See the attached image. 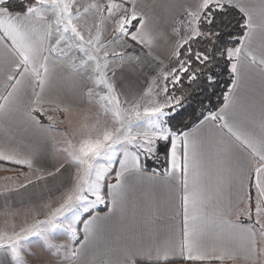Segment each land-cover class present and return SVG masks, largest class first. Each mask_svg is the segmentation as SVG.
<instances>
[{"label": "snow or ice", "instance_id": "6c2138e0", "mask_svg": "<svg viewBox=\"0 0 264 264\" xmlns=\"http://www.w3.org/2000/svg\"><path fill=\"white\" fill-rule=\"evenodd\" d=\"M179 8V19L169 32L158 29L140 0H19L18 8L0 0V121L17 113L23 127L38 133L35 144L0 143V163L28 170L17 173L23 180L3 194L35 204L43 197L29 189L47 187V180L68 174L57 186V191L64 189L57 206L43 205L48 209L43 218L37 212L19 231L0 230V249L8 255V264H29L25 254L32 253L25 245L33 239L48 251L67 249L66 257L75 259L102 232L114 245L102 264H168L177 255L226 264L238 251L255 264L264 254L256 238L258 226L264 239V112L257 134L255 115L242 95L250 74L264 79V0H189ZM161 45L166 46L168 64L154 54ZM221 62L230 84L220 107L201 112L196 127H177L172 121L185 107L186 95L176 92L184 78L189 85L203 78L206 86H213ZM145 67L154 74L145 75ZM61 71L75 73L73 83L82 84L95 110H90L91 122L86 116L79 128L60 132L63 140H58L53 133L63 121L46 113L67 112L71 105L61 108L46 99V92ZM141 75L146 83L132 87L131 81ZM45 103L53 107L45 108ZM209 143L223 158L218 163L234 165L228 171L235 172L244 193L238 203L251 199L246 184L255 188L254 225H240V212L235 222L229 218L238 206L231 200H217L211 216L206 212L211 197L205 185L204 150ZM56 144L63 145L58 150L65 156L58 167L47 158ZM162 151L168 166L148 175L145 161L159 159ZM145 176L168 184L175 193L176 215L181 218L178 238L173 232L161 239L151 230L121 235L100 223L104 217L98 207L111 205L106 216L123 213L129 180ZM221 187L218 183L216 191ZM242 212L251 218L252 207L245 205ZM214 229L222 241L241 233L239 245H207L205 237ZM58 234L78 246L53 243Z\"/></svg>", "mask_w": 264, "mask_h": 264}, {"label": "crops", "instance_id": "0c3cea01", "mask_svg": "<svg viewBox=\"0 0 264 264\" xmlns=\"http://www.w3.org/2000/svg\"><path fill=\"white\" fill-rule=\"evenodd\" d=\"M80 2L83 3L84 0ZM187 2H189V0H140L141 6L153 17L158 29L169 32L173 24L179 19V6ZM253 2H258V0H253ZM109 35L110 30L105 32V37ZM154 54L159 55L165 64L169 63L167 58L168 52L166 51L165 45H161V47L157 48ZM151 74H153V71H151ZM74 78L75 73L61 71L56 75L46 92V99L56 101L61 108L71 105V109L67 112L49 111L46 113V115L53 116L57 121H63V123L58 124L56 131L53 133L58 140H63V137L59 135L60 132L64 130L71 132L79 128L85 121L86 116L88 117L91 115L90 110L94 112L92 107L95 105V102H88L87 97L84 95L85 89L82 84H74ZM143 80L144 79L141 81L140 79H133L131 81V86L139 87L141 86V82L145 84ZM126 86L129 85L126 84ZM242 95L250 102L251 109L255 115L254 128L256 133L259 134V117L261 113L264 112V79H262L258 73L250 74L242 89ZM25 100H27V97H25ZM74 100L75 103H73ZM44 107L52 108L53 104L45 103ZM19 120V115L13 113L9 116L7 121H0V143H3L5 140L24 141L30 144H35L37 142L38 133H36L34 129L23 127L19 123ZM44 122L47 123L46 116ZM198 125L199 122L191 127H196ZM61 147H63L62 144H56L49 148L47 158L50 165L58 167L60 163L65 161V156L58 150ZM204 151L205 185L211 197L205 204L206 212L211 216L217 205V200L221 203H227L231 200L234 205L238 206L233 209L229 218L235 222L237 220V212H240L241 214L238 220L240 225H254L256 220L255 188L252 187L249 189L246 184L245 191L249 192L251 199H245L242 204L238 203L239 196H242L244 193L240 190V186L235 178V172L229 173L228 171L229 167L231 166L234 168V165H229L226 161L218 163V161H222L223 158L217 155L215 146L211 143L206 144ZM116 167H119V165L117 164ZM49 170H52L51 167ZM19 172L27 173L28 170L12 164L0 163V230H7L9 232L19 231L25 224L33 222L37 212L39 213V218H43L48 211L43 205L51 203L52 206H57L58 197L64 190L61 188L60 191H57V186L60 184L61 180L65 179L68 175L67 172H65L63 177H58L55 180H47L45 182L47 187L41 184L29 189L31 192H36L37 195H42L43 199L35 204H24L21 203L20 197L17 195L6 196L3 194L6 188L15 187L17 183L23 180L22 176L17 177V173ZM147 172L148 175H150L152 171L147 170ZM111 182L114 183V179H112ZM107 183L108 181L105 182V184ZM218 183L222 185L219 192L216 191ZM48 189H51V192H49ZM106 191L107 188L105 187V192ZM245 205L252 207L251 218L242 212ZM110 206V204L100 205L97 212L101 217H104L100 223L113 233L132 235L140 231L151 230L158 234L161 239L173 232L176 233L178 238L181 219L176 215L178 200L172 188L158 179H149L147 176L130 179L127 202L123 213L117 212L116 215L108 214L106 216L105 214L108 213V207ZM102 207H105V209L102 210ZM84 218H87V216L85 215ZM261 223H264V219L261 220ZM80 227L82 229L83 225L81 224ZM256 230L257 246L258 248L264 247V239H261L259 236L258 226ZM217 232L218 229H214L205 237V243L207 245H218L222 242H226L233 247L239 245L241 233L237 232L235 238L231 241H222L217 238ZM79 239H83L82 234ZM53 243L68 244L69 248L78 246L77 244L71 243L64 234H58L54 238ZM113 246L111 239L102 232L90 239L88 244L80 251L75 259H59L58 264H102L103 261L108 259L109 248ZM25 247L32 253V255L25 254V259L29 261V264H32L33 261L36 264H43L45 260L43 256H66L67 251V249H61L58 253L56 249L48 251L41 242L35 239H33L31 244H26ZM244 255L245 253L243 251H238L236 258L227 261L226 264H253L251 260H245ZM33 256L36 257L34 258ZM8 259V255L0 249V261H3L4 264H8ZM137 264H144V261H137ZM168 264H219V262H194L183 259L177 255L176 257H170ZM255 264H264V254L258 256L255 260Z\"/></svg>", "mask_w": 264, "mask_h": 264}, {"label": "trees", "instance_id": "16d2710c", "mask_svg": "<svg viewBox=\"0 0 264 264\" xmlns=\"http://www.w3.org/2000/svg\"><path fill=\"white\" fill-rule=\"evenodd\" d=\"M8 4L12 8H18L19 0H8ZM216 73L217 83L213 86H206L203 78H201V81L189 85L187 78H184L183 87L176 92V95H186L185 107L175 116L172 121L173 124L181 128L185 126L191 127L202 119L201 112L214 111L220 107L222 94L230 84V76L227 66L223 62L216 68ZM145 165L148 171H162L168 166L165 162L163 151L159 159L149 158L145 161ZM101 209L104 210L105 207Z\"/></svg>", "mask_w": 264, "mask_h": 264}, {"label": "rangeland", "instance_id": "374dc122", "mask_svg": "<svg viewBox=\"0 0 264 264\" xmlns=\"http://www.w3.org/2000/svg\"><path fill=\"white\" fill-rule=\"evenodd\" d=\"M81 1V0H80ZM175 66V65H174ZM151 71H153L151 68H148V67H145L144 68V70H143V72H144V74L145 75H151ZM154 74V73H153ZM140 81L142 80V79H144V78H142V75L140 76ZM144 82H145V80H143ZM146 83V82H145ZM141 85H144L142 82H141ZM92 109H94L95 110V105L92 107ZM88 122H91V120L93 119V117H92V115H89L88 117ZM34 258L36 257V256H33ZM40 257V256H39ZM44 257V262H43V264H58V260L59 259H66V258H68V257H66V256H43ZM31 261H32V259H31ZM30 261V262H31ZM31 264V263H30ZM32 264H36L34 261H33V263Z\"/></svg>", "mask_w": 264, "mask_h": 264}]
</instances>
